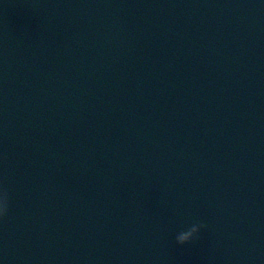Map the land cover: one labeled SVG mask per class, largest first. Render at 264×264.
Here are the masks:
<instances>
[{"label":"water","instance_id":"water-1","mask_svg":"<svg viewBox=\"0 0 264 264\" xmlns=\"http://www.w3.org/2000/svg\"><path fill=\"white\" fill-rule=\"evenodd\" d=\"M0 188V264H264V0H0Z\"/></svg>","mask_w":264,"mask_h":264},{"label":"clouds","instance_id":"clouds-1","mask_svg":"<svg viewBox=\"0 0 264 264\" xmlns=\"http://www.w3.org/2000/svg\"><path fill=\"white\" fill-rule=\"evenodd\" d=\"M9 210V194L6 189L0 188V220L5 218ZM206 227L202 223H194L186 230L177 233L175 240L178 245H185L194 238L200 229Z\"/></svg>","mask_w":264,"mask_h":264}]
</instances>
